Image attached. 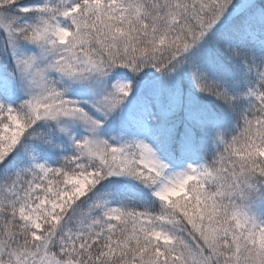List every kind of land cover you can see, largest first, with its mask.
<instances>
[{"label":"snow or ice","instance_id":"6c2138e0","mask_svg":"<svg viewBox=\"0 0 264 264\" xmlns=\"http://www.w3.org/2000/svg\"><path fill=\"white\" fill-rule=\"evenodd\" d=\"M0 264H264V0H0Z\"/></svg>","mask_w":264,"mask_h":264}]
</instances>
